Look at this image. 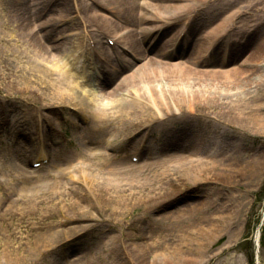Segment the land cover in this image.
<instances>
[{
    "label": "bare ground",
    "instance_id": "bare-ground-1",
    "mask_svg": "<svg viewBox=\"0 0 264 264\" xmlns=\"http://www.w3.org/2000/svg\"><path fill=\"white\" fill-rule=\"evenodd\" d=\"M123 1L129 2L133 8L140 7L138 29L121 25L113 16L117 13L114 5ZM209 1L145 0V3H142L140 0H92V3L99 7L98 11L94 10L92 5L85 0L86 3L82 2L84 5L82 28L70 34L60 28L59 21H62V18L57 17L53 18L55 26L50 31L41 29L47 22L36 25L33 21L23 20L16 25L24 31L15 35V31L6 24L4 27L7 29L8 39L5 38V41L8 48L5 49V55L0 58V62L6 60L10 67H0V77L5 75L2 78L18 88L19 95H21L20 102L21 99L26 103L32 101L31 105L39 106L36 107L37 120H33L32 132H15L13 143H19L16 146L17 150L28 152L34 145L40 143L42 148L46 146L52 151L53 141L50 140L52 137L60 135L58 133L59 126H56L58 123L56 121L57 113H54L57 110H65V113H67L66 110L70 111L71 114H68L76 119L73 121L74 125L78 128L83 127L84 131H88V129L92 131L95 138L86 143L100 145L108 150L120 147L114 143L117 139L119 140L118 134L123 136V143H125L131 137L128 134H131L137 127L146 124V129L151 128L153 124L163 119L176 117L177 112H173L174 110L185 114L215 107L233 119L248 123L257 131H264V104L260 101L262 100L261 96L264 95V39L260 41L254 53L245 58L242 57V61L240 59V62H234L236 64L231 67L206 68L197 65L208 63L216 58L212 48H215L219 37L235 25L234 19L243 13V8L238 7L228 13L220 23L209 31L201 34L196 33L195 26L198 25V22L192 15L196 14L197 16L203 8L207 7ZM183 23L184 28L177 29L176 33L174 31L177 28L176 25ZM185 28H187L186 32ZM168 30L173 34V36L170 35L171 38L168 42L172 45H176L175 41L179 43L178 50H174L178 61L171 62L164 60L163 57H151L133 69L131 74L120 69L124 63L126 66H133L134 62L122 55L125 52L122 45L128 47L126 54L132 55L136 60H141L147 50L167 56L168 51L164 46L167 44ZM102 36H106L110 40L108 44L100 39ZM181 36L183 37L180 38ZM79 37L87 41L97 40L94 45V53L100 58L107 54L109 57L92 62L85 60L80 54V47L85 44V40L79 42L80 45L77 44L79 48L74 50H71L69 46L70 38L76 43ZM55 38L57 39L55 40ZM111 42L116 44V50H118L117 46L122 48L124 51L121 52L120 57L122 58L116 57L112 61L114 53L111 52V49L114 47L109 45ZM103 61L106 64L100 65ZM13 62L16 64L14 65ZM98 64L101 67H98ZM95 67L99 68V72L93 79H90L89 69H95ZM252 87H255L254 96L242 98L243 94L247 93L248 95V91ZM120 91L121 95L118 96ZM129 95H131L130 98L127 97ZM225 96L226 98L230 97L231 100H225ZM235 96L236 98H234ZM71 108H75L76 111H71ZM0 114L5 115L6 112ZM67 119L71 121L70 117ZM3 120L5 119L0 122ZM54 121L56 123H53ZM44 122L48 123L47 133H42ZM7 126V121L0 123V134H4L3 130ZM36 126H40V128L37 129ZM109 129L111 131L108 132ZM189 130H192V127ZM137 137V135L134 136V138ZM184 141L193 149L210 144L211 149H207V153H212L213 156L217 147L224 148L228 144L221 139L206 141L203 136L197 134ZM0 142H2L1 139ZM231 145L233 146L232 143ZM86 149L87 145L84 144L80 150ZM136 151H139L137 147L134 152ZM101 153L102 156H96L100 161L98 167L89 168L87 162L83 160L86 155L82 152L74 158V165L69 163L71 165L68 170L79 177V185L84 189L88 201L91 200L92 204L99 202L102 208L110 211V217L99 220L102 223L110 221L115 225L118 222L117 218H127L131 212L136 213L140 205L159 204L166 200L161 198L175 195V192L174 194L171 192L172 195L161 196V192L150 190V187L156 184L155 182L165 183L171 188L176 187L177 190L191 179L197 185L206 184L212 188L218 184V181L214 180L218 178L214 174L215 164L209 165V161H201L199 158L196 164L188 165L186 161L190 158L187 155L189 152L162 158H158L159 155H157L154 159H144L137 163L132 161L138 153H133L128 160L129 164L123 165L125 169H128V173L135 174L132 177H120L122 169L117 165V162L113 163V167L107 168L106 165L112 162V159L107 157L105 152ZM0 159L3 162L1 157ZM114 160H117V157H114ZM57 163L52 167L44 166V171H42L43 179L47 176L52 180L51 188L54 196L55 192L58 196L64 194L63 190L60 193V186L55 181L58 176H63L59 171H63L65 168L62 163ZM252 163L256 162H251L248 166L250 167ZM14 168L19 171L13 172V175L25 173L20 171L21 168ZM141 191L143 194L139 195ZM37 197L38 195L31 196L29 193H24L17 200L19 204H25L24 212L29 209L34 214L39 212L38 210L42 208L41 205H49L43 208L46 210L44 220L52 219L55 213L54 208L56 210L59 203L48 199L37 200ZM216 197L223 202L221 213L219 211L208 218V225L200 224L192 229L180 228L173 237L175 245H167L161 240H153L150 243H136L125 247L122 245L120 253L124 252L131 264H188V258L191 262L198 261L196 258L199 257H189L186 252L191 254V251L196 250L197 256L203 258L202 252L209 251L210 238L214 237L216 233H220L223 227L234 224L240 211V205L232 200L223 201L220 196ZM63 203V207L66 205L67 210L74 213L85 214L91 210L88 205H83L75 200L68 203L63 201ZM206 205L207 202L203 201L181 207L172 213L170 220L178 223L183 220L184 214L205 208ZM87 214L90 215V213ZM36 227L38 228L37 225ZM262 227L263 224L257 231L259 239ZM91 228L92 226H88V229ZM49 239V234H43L39 238L41 242H47ZM101 244L103 251L110 250L106 241H102ZM228 248L222 247L220 250L214 251L207 260L202 261L209 263L220 258ZM198 264H201V261Z\"/></svg>",
    "mask_w": 264,
    "mask_h": 264
},
{
    "label": "rangeland",
    "instance_id": "rangeland-1",
    "mask_svg": "<svg viewBox=\"0 0 264 264\" xmlns=\"http://www.w3.org/2000/svg\"><path fill=\"white\" fill-rule=\"evenodd\" d=\"M87 1L94 10L99 11V7L94 5L92 0ZM140 1L145 3V0ZM82 2H85V0H0V58L4 57L5 49L8 48L5 41L7 29L4 26L6 24L10 25V28L15 31V35H19L24 31L16 25L23 20L26 22L28 20L33 21L36 25L47 22L41 29L50 31L55 26L53 18L57 17L62 18V21H59L60 28L64 29L65 33L70 34L82 28V10L84 6ZM114 6L117 13L113 16L118 20V23L138 29L139 22L137 21L141 12L140 7L133 8L127 1L118 2ZM238 7L243 8V13L234 19L235 25L223 33L215 44V48H212L215 51L216 58L210 63H199L197 65L220 68L239 61L244 55H250L256 51L258 44L264 39V0H210L207 7L203 8L197 16L196 14L192 15L198 22L195 31L199 34L209 31L220 23L228 13ZM176 26L177 28L174 31L177 33V29L184 28V23ZM186 31L187 28H185ZM167 33L169 37L170 35L173 36L171 32L169 33V30ZM100 39L108 44L109 39L106 36H102ZM84 40L79 37L78 42L74 43L73 39L70 38V49L79 48V42ZM85 41V44L80 47V54L83 55L85 60H104L109 57L107 54L100 58L94 53V45L97 40ZM78 43L79 45H77ZM109 45L114 47L111 49V52L114 53L113 56L122 58L120 56L121 52H124L123 48L125 52L122 55L129 58L130 61H134V66H126V63H124L120 68L123 71H131L133 70L132 67L136 68L151 57H163L164 60L171 62L177 61L173 59L174 52L168 40L164 46L168 51L167 56H161L147 50L146 55L141 60H136L132 55L126 54L128 50L126 45H122V48L117 46L118 50H116V44L111 42ZM13 64L15 65L16 62H13ZM0 67H10V64L3 60L0 62ZM94 73L95 71L90 69L89 76L93 78ZM3 76L5 77V75ZM2 77H0V113L5 111L6 114H0V120L5 119L3 121H7L8 126L3 130L4 135L0 134V139H2V143H5L3 142L5 140L13 141L16 131L31 132L33 120H37L36 107L39 106L31 105L32 101L26 103L21 99L20 102L21 95H19L18 88ZM254 91L255 87H252L248 91V95L247 93L243 94L242 98L254 96L256 93ZM120 95L121 91L118 96ZM245 95L247 96L245 97ZM127 97L130 98L131 95ZM261 98L260 101L264 104V95ZM224 99L231 100L230 97L226 98V96ZM24 111L28 112L25 113ZM66 111L67 113H65V110L54 112L57 113L56 121L58 123L55 121L53 123H56V126H59V130L62 132L59 131L61 136L55 139V141H59L57 142L59 144L53 146L59 152L57 154L44 152L45 154L41 156L51 159L49 164L55 162L69 163L74 154L81 151L79 148L81 141L95 138L89 129L85 131L87 134L80 135L78 140L72 138L74 132H77V130L83 132L84 130L74 125L73 121L76 119L70 116V111ZM173 112H177L176 117L163 119L153 124L151 128L146 129V124L137 127L138 131L136 128L131 134H128V136L133 137L128 138L125 143H123V136L118 134L119 140L117 139L115 144L117 143L120 147L116 151H120L119 154L128 155V159L132 153L136 152L141 155V158L144 153L146 155L160 153L162 158L189 152L187 155H194V157L187 159L186 164L188 165L196 164L199 158H201V161H209V165L215 164L214 174L218 178L214 180L218 181L217 186L212 188L206 184L197 185L191 179L186 185L177 190L176 187L171 188L165 183L155 182L156 184L152 185L150 190L161 192V196H169L174 192L175 195L161 198L166 200L159 204L140 205L136 213L131 212L127 218H117L118 222L114 225L110 221L104 223L99 221L104 217H110V211L102 208L99 202L92 204L91 200L88 201L84 189L79 185V177L69 172L68 169L64 170V173L60 174L63 176H58L57 181H55L60 186V193L63 190L64 194L58 196L54 190L55 197L52 194V180L47 176L44 179L42 178L44 176L42 168L25 166L24 163L25 169L23 170H25V173L13 175L12 164L8 163V160L2 162L0 159L1 264H131L124 255L125 253L119 251L122 245L125 247L136 243H150L153 240H161L164 244L173 245V237L179 232L180 228L192 229L200 224L208 225V218L219 213V211L221 213L223 202L216 197L217 195L223 201L232 200L240 205L237 219L234 224L223 227L220 233H216L214 237L210 238L209 251L202 252L203 258L197 256L196 250L190 252L191 254L193 252L192 255L186 252L189 257H199L196 258L198 261L194 262H191L188 258V264H198L199 261H201V264H256L255 232L264 214V131H257L250 127L248 123L233 119V117L226 115L221 109L215 107L214 109H201L196 113L186 112L182 114L179 110ZM67 117H70L71 121ZM190 127H192V130H189ZM194 134L203 136L206 141L221 139L228 142V144L224 148L217 147V154L213 156L212 153H207V149H211L210 144L199 149H193L185 143L184 140L189 139ZM136 135L138 137L134 138ZM184 146L185 148H183ZM4 147L9 148L6 144L0 146L1 158V148ZM135 147L139 151L134 152ZM122 158L119 159L117 164L122 169L119 176L132 177L134 173L127 172L128 169L123 166L124 161ZM99 162L95 157L87 160L89 168L98 167ZM251 162L256 163H252L249 167L248 164ZM106 167H113V163L109 162ZM167 173L169 174V172ZM174 176L176 177V175ZM24 193H29L31 196L38 195L37 200L57 201L59 205L56 210L54 208V217L44 220L46 210H43V208L49 205H41L42 208L35 214L31 213L32 211L29 209L24 212L25 204L21 205L17 200ZM142 194V191L139 192V195ZM72 200L88 205L91 210L87 213H90V215L68 211L66 205L63 207V201L68 203ZM203 201L207 202L205 208L184 214L183 220L178 223L171 222L172 213L179 208ZM88 216L91 217L88 218ZM88 226H92V228L88 229ZM65 231H68V233H65ZM43 234H49L50 239L47 242L39 240ZM102 241L108 243L109 251L102 250V244L100 245ZM260 244V264H264V224ZM222 247L229 248L220 258L209 263L208 261L207 263L202 261L207 260L214 251L220 250Z\"/></svg>",
    "mask_w": 264,
    "mask_h": 264
}]
</instances>
